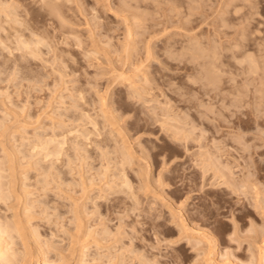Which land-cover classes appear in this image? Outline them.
Here are the masks:
<instances>
[{
	"label": "rangeland",
	"instance_id": "374dc122",
	"mask_svg": "<svg viewBox=\"0 0 264 264\" xmlns=\"http://www.w3.org/2000/svg\"><path fill=\"white\" fill-rule=\"evenodd\" d=\"M0 27V264H264V0H0Z\"/></svg>",
	"mask_w": 264,
	"mask_h": 264
},
{
	"label": "bare ground",
	"instance_id": "6f19581e",
	"mask_svg": "<svg viewBox=\"0 0 264 264\" xmlns=\"http://www.w3.org/2000/svg\"><path fill=\"white\" fill-rule=\"evenodd\" d=\"M40 2H42V1H40ZM46 2H47V1H46ZM44 3H45V2H44ZM47 3H48V2H47ZM49 4H50V3H49ZM49 4H48V5H49ZM52 5H54V4H53V1H52ZM51 7H52V6H51ZM53 7H55V6H53ZM46 9H47V8H46ZM49 10H50V9H49ZM52 10H53V9H52ZM50 11H51V10H50ZM8 15H9V14H8ZM10 15H11V14H10ZM13 15H14V14H13ZM13 15H12V16H13ZM6 16H7V15H6ZM14 16H15V15H14ZM14 16H13V18H15ZM27 16H28V14H27ZM7 17H8V16H7ZM18 18H19V17H18ZM28 18H29V17H28ZM28 18H27V19H28ZM2 19H3V18H2ZM16 20H17V19H16ZM19 22H21V21H19ZM29 22H30V19H29ZM17 23H18V21H17ZM25 24H26V23H25ZM1 25H2V23H1ZM34 26H35V25H34ZM26 27H27V26H26ZM28 27H29V26H28ZM0 28H1V27H0ZM3 29H4V28H3ZM18 29H19V28H18ZM18 29H16V30H17V33H18ZM28 29H29V28H28ZM1 30H2V28H1ZM4 30H5V29H4ZM4 30H3V31H4ZM20 30H21V29H20ZM20 30H19V33H20ZM30 30H31V28H30ZM7 31L9 32V34H8ZM10 31L12 32L11 29H10ZM10 31L7 29V30H5V33H4V34L9 35V36H8V39L11 40V38L13 39V35H11L12 37H10V33H11ZM34 31H35V30H34ZM6 32H7V33H6ZM36 32H37V31H36ZM128 32H129V31H128ZM11 34H14V33H11ZM20 34H21V33H20ZM37 34H38V33H37ZM23 35H25V34H23ZM33 35H34V34H33ZM21 36H22V35H21ZM34 36H35V35H34ZM37 38H38V37H37ZM21 39H22V38H21ZM1 40H2V39H1ZM22 40H23V39H22ZM37 40H38V41H42L41 39L39 40V38H38ZM37 40H36V41H37ZM24 41H25V40H24ZM19 42H20V41H19ZM27 42H29V41L27 40ZM27 42H26V43H27ZM42 42H43V41H42ZM16 43H17V42H16ZM29 43H30V42H29ZM29 43H28V44H29ZM50 43H51V42H50ZM0 45H1V43H0ZM30 45H31V44H30ZM16 46H17V45H16ZM194 46L197 47L196 45H194ZM25 47H26V46H25ZM31 47H32V46H31ZM192 48H193V47H192ZM27 49L29 50V48H27ZM197 49H198V48H197ZM24 50H25V49H24ZM30 50H32V49H30ZM193 50H195V49H193ZM33 51H34V50H33ZM212 51H214V50H212ZM31 52H32V51H31ZM218 52H219V51H218ZM26 53H27V52H26ZM36 53H38V52H36ZM36 53H34V54H36ZM213 54H214V53H213ZM215 54H216V53H215ZM31 56H32V55H31ZM208 56H209V55H208ZM211 57H212V55H211ZM217 57H218V56H217ZM215 59H216V58H215ZM214 61H215V60H214ZM216 61H217V60H216ZM212 64H214V63H212ZM215 65H216V64H215ZM210 66H211V65H210ZM216 67H217V66H216ZM213 69H214V68H213ZM207 71H208V70H207ZM141 72H142V71H141ZM208 72H209V71H208ZM211 74H213V73H212V70H211ZM210 78H211V76H210ZM213 81H215V80H213ZM219 94H220V93H219ZM219 94H218V95H219ZM218 95H217V96H218ZM221 95H222V94H220V96H221ZM220 96H219V97H220ZM214 98H215V97H214ZM223 98H224V96H223ZM225 98H226V96H225ZM221 100H222V99H221ZM255 104H256V103H255ZM255 104H254V105H255ZM201 105H202V104H201ZM206 105H207V104H206ZM210 105H211V104H210ZM211 106H212V105H211ZM258 106H259V105H258ZM154 107H155V106H154ZM213 107H214V106H213ZM203 108H204V107H203ZM208 108H209V107H208ZM256 108H258V107H256ZM158 109H159V108H157V110H158ZM161 109H163V108H161ZM168 109H170V108H168ZM197 109H198V108H197ZM205 110H206V109H205ZM213 110H214V109H213ZM254 110H255V109H254ZM163 111H165V110H163ZM167 111H168V110H167ZM168 112H169V111H168ZM256 112H257V111H256ZM169 113H170V112H169ZM171 113H172V112H171ZM204 113H205V112H204ZM207 113H211V114H212V112H207ZM164 114H165V112H164ZM167 114H168V113H167ZM176 115H177V113H176ZM203 115H204V114H203ZM203 115H202V116H203ZM257 115H258V114H257ZM180 116H181V115H180ZM174 117H175V116H174ZM174 117H173V118H174ZM178 118H179V117H178ZM181 118H183V117H181ZM255 118H256V116H255ZM257 118H258V117H257ZM175 120H177V119H175ZM184 120H186V118H185ZM184 120H182V123H183ZM255 120H256V119H255ZM177 121H178V120H177ZM184 122H185V121H184ZM185 123H188V121L185 122ZM220 123H221V122H220ZM220 123H219V124H220ZM254 123H255V121H254ZM257 123H258V122H257ZM255 124H256V123H255ZM183 125H188V124H183ZM257 125H258V124H257ZM189 126H190V125H189ZM221 126H222V125H221ZM187 127H188V126H187ZM187 127H186V128H187ZM178 128H179V127H178ZM176 129H177V128H176ZM189 129H190V128H189ZM257 129H258V128H257ZM179 130H180V129H179ZM258 130H259V129H258ZM184 131H185V130H184ZM186 131H187V130H186ZM178 132H179V131H178ZM202 132H203V131H202ZM204 133H205V132H204ZM180 134H182V133H179V135H180ZM188 136H189V135H188ZM255 137H256V135H255ZM255 137H254V138H255ZM185 138H186V137H185ZM189 138H190V137H189ZM41 139H42V138H41ZM60 140H61V139H60ZM183 140H184V138H183ZM185 140H186V139H185ZM40 141H41V140H40ZM63 142H64V141H63ZM32 144H33V143H32ZM43 145H44V144H43ZM217 145H218V144H217ZM219 146H220V145H219ZM186 147H187V146H186ZM127 148H128V147H127ZM216 148H218V147H216ZM221 148H222V147H221ZM115 149H116V148H115ZM115 149H114V150H115ZM123 149H125V148H123ZM186 149H187V148H186ZM187 150H188V149H187ZM117 151H118V150H117ZM204 151H205V150H204ZM221 151H222V150H221ZM221 151H220V152H221ZM128 152H129V151H128ZM128 152H127V153H128ZM206 152H209V151H206ZM58 153H59V152H58ZM127 153H126V154H127ZM213 153H214V152H213ZM210 154H211V153H210ZM128 155H129V153H128ZM208 155H209V154H208ZM213 156H215V155H213ZM129 157H130V156H129ZM204 157H205V156H204ZM204 157H202V158L204 159ZM211 157H212V156H211ZM220 157H221V156H220ZM125 158H126V156H125ZM216 158H217V156H216ZM123 159H124V158H123ZM126 159H127V158H126ZM218 159L220 160V158H218ZM205 160H206V159H205ZM209 160H210V159H209ZM209 160H208V161H209ZM213 161H214V160H213ZM213 163H214V162H213ZM213 163H212V165H213ZM208 164H210V163H208ZM225 164H226V163H225ZM210 165H211V164H210ZM220 165H221V164H220ZM230 166H231V165H230ZM230 166L228 165V167H230ZM209 167H210V166H209ZM212 167H213V166H212ZM225 167H226V166H225ZM202 168H203V167H202ZM220 168H221V166H220ZM222 168H223V167H222ZM231 168H232V167H231ZM231 168H230V169H231ZM257 168H258V167H257ZM203 169H204V168H203ZM218 169H219V168H218ZM224 169H225V168H224ZM224 169H222V170H224ZM209 170H210V169H209ZM226 170H227V168H226ZM204 171H205V169H204ZM218 171H219V170H218ZM227 171H228V170H227ZM208 172H209V171H207V173H208ZM224 172H225V171H224ZM220 173H221V172H220ZM229 173H230V172H229ZM223 174H224V173H223ZM227 174H228V173H227ZM123 175H124V174H123ZM200 175H201V174H200ZM203 175H204V174H203ZM205 175H206V174H205ZM214 175H215V174H214ZM229 175H231V174H229ZM121 176H122V175H121ZM222 176H223V175H222ZM232 176H233V175H232ZM227 177H228V176H227ZM124 178H125V177H124ZM217 178H218V177H217ZM220 178H221V177H220ZM214 179H215V178H214ZM222 179H223V178H222ZM204 180H205V179H204ZM219 180H220V179H218V182H219ZM230 180H231V179H230ZM201 181H202V180H201ZM215 181H216V180H215ZM122 182H123V181H122ZM221 182H222V181H221ZM234 182H235V181H234ZM125 183H126V182H125ZM125 183H124V184H125ZM210 184H211V183H210ZM212 184H213V183H212ZM215 184H216V183H215ZM219 184H220V183H219ZM221 184H222V183H221ZM221 184H220V186H221ZM235 184H236V183H235ZM126 185H127V184H126ZM199 185H200V184H199ZM222 185H223V184H222ZM216 186H217V185H216ZM218 186H219V185H218ZM199 187H200V186H199ZM202 187H203V186H202ZM203 208H204V206H203ZM199 209H200V208H199ZM200 211H201V210H200ZM198 212H199V210H198ZM201 212H202V211H201ZM187 213H188V212H187ZM202 213H203V212H202ZM180 218H181V217H180ZM181 219H182V218H181ZM183 221H184V220H183ZM181 222H182V221H181ZM185 222H186V221H185ZM185 222L182 223V225L179 224V225H181V228H182L181 230H187V229L189 228V227H187V225H186ZM14 226H15V225H14ZM188 226H189V225H188ZM186 227H187V228H186ZM179 228H180V227H179ZM188 231H189V230H188ZM193 231H194V229H193ZM179 232H180V231H179ZM191 232H192V231H191ZM103 233H105V232H103ZM193 233H195V232H193ZM203 234H204V233H203ZM11 238H12V237H11ZM190 241H191V240H190ZM1 243H2V242H1ZM81 252H82V251H81ZM211 252H213V251L211 250ZM214 252H215V251H214ZM1 254H3V248L1 247V244H0V255H1ZM5 255H6V254H5ZM214 258H215V257H214ZM211 260H212V263H211V261H210V262H208L207 264H214L213 259H211ZM214 260H216V259H214Z\"/></svg>",
	"mask_w": 264,
	"mask_h": 264
}]
</instances>
